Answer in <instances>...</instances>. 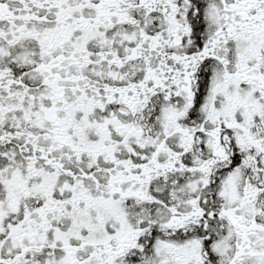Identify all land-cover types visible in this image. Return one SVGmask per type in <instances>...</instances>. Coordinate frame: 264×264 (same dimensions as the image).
<instances>
[{
	"label": "snow or ice",
	"instance_id": "1",
	"mask_svg": "<svg viewBox=\"0 0 264 264\" xmlns=\"http://www.w3.org/2000/svg\"><path fill=\"white\" fill-rule=\"evenodd\" d=\"M0 264H264V0H0Z\"/></svg>",
	"mask_w": 264,
	"mask_h": 264
}]
</instances>
